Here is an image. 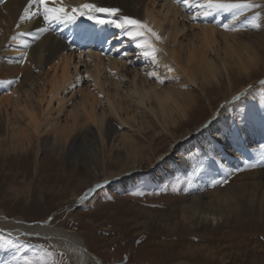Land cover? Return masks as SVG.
Masks as SVG:
<instances>
[{"label": "bare ground", "instance_id": "obj_1", "mask_svg": "<svg viewBox=\"0 0 264 264\" xmlns=\"http://www.w3.org/2000/svg\"><path fill=\"white\" fill-rule=\"evenodd\" d=\"M64 2L68 5H77L84 0H64ZM89 2L103 7L120 8L121 15H131L137 19L146 20L156 28L165 38L157 43V46L162 49V52L158 54L159 66L144 59L135 44L120 29L113 26L109 32H116V41L119 42V46L116 45L114 52L109 55L76 53L74 50H69L65 42L51 32L41 34L39 40L32 36H21L20 39L33 40L30 42V47L23 50L18 42L9 41V37L17 32L34 31L36 27L43 26V21L33 18L20 22L19 16L27 0H6L0 5V56H3L2 52L6 47L4 44L7 42V45H10L8 42H11L14 43L16 50L27 51L28 58L25 65L22 64L20 67L15 65L3 67L2 65L3 68H0V81L9 80L11 76L20 77L17 79L19 82L16 90L24 96L22 100L18 96H13L12 92V96H6L5 92V97L1 96L0 131L3 127L6 129V138L12 139L8 140L13 142L11 147H17L19 144L28 146L32 141L31 131H33L37 137L38 152L41 147L60 151L67 149L71 153L77 151L82 156L81 159L86 161L90 154L96 157L101 156L104 178L98 183L105 180L109 182L107 176L114 178V175L119 176L123 171L133 172L141 164L142 153L130 144V136L115 130L113 119H116L120 125L131 123L136 124L138 129H144L146 124L140 118V112L144 111V114L148 112L154 116L164 117V124L167 125L166 117L172 111L169 106L178 110L182 117L186 118L191 106L197 104V98L195 95L192 97L189 95L190 98L185 100L187 93L181 92L179 89L181 84H170L171 81L182 78L192 86L201 87L199 90L206 99H209V88L206 84L211 80L212 84H219L220 72L226 75L230 89L233 91V81L229 77L231 63L248 75L251 73V66L260 63L261 56L257 53L256 42L258 38L253 37L252 32L242 31L243 17L240 18V23L236 24L238 30L233 32L225 31L218 26L220 20L224 22L231 20L227 14L215 20L213 17L192 19L198 9H185L174 0H89ZM100 15L104 16V14ZM17 23H20L19 28L16 27ZM13 29L15 30L12 31ZM263 41L264 35L260 38V43L262 44ZM74 55L77 60L70 68V60ZM262 58L264 59V56ZM46 64L47 71L42 75L43 82H46L44 84L46 87L42 88L46 89L41 91L40 106L37 109L32 106V100H29L33 96L32 93L29 97L32 86L38 83V77L33 74L32 69L34 67L42 69ZM165 64L174 69L172 73L167 72ZM153 71L164 78V82L168 84L163 86L154 77L147 75L148 72ZM77 76L80 77L79 82L76 81ZM6 85L8 84L0 83V88L8 87ZM122 92H124L123 97ZM101 93H103L102 96ZM131 99L133 108L125 102ZM252 99L262 105L263 109L261 106L259 109L261 114L258 112L262 122L257 121L258 127H253L252 119L255 114L253 113L249 120L251 125H245L238 136L239 139H244V136L245 139H257L264 144V98L262 94H254ZM10 105L13 108L12 113L16 112L15 115L22 113L23 117H26L25 124L22 125L18 118L15 123L9 121L6 107ZM2 113L5 115L3 119ZM176 122L169 125L172 130ZM212 122L213 120L210 123L206 122L209 125L207 128L200 127L193 134L189 133L185 136L182 134L171 142L172 148L181 149L182 146V149L194 147L204 149L207 162L205 165L210 167L200 166L201 162L196 161L193 168H202L199 178L205 179L209 184H212L213 179L229 178L227 172L231 169L245 168L244 161L250 164L259 161L252 157L251 148L247 145L248 141L247 144H242L243 141L240 144L234 140H227L225 146L219 145L218 155L211 153L212 146L207 142L211 138L206 136L207 139H205V135ZM203 140L207 141L203 144ZM213 141L216 142L219 139H213ZM69 145H71L70 148ZM114 145L116 148L122 147L123 151L126 149L124 157L120 156L119 152L115 153L117 166L126 164L128 167L107 173L105 153L106 156H111ZM4 148L8 147L4 146ZM170 148L171 146L164 152L155 153V168L149 172L152 176L161 173L169 162L177 163L172 158L175 152ZM259 148L255 149L254 155L262 154ZM205 153H210L212 160L222 162L223 167H220L219 163L213 164ZM160 157L163 159H159ZM214 187V190L194 197L182 208V217L190 220L194 228L210 230L214 225L220 227L221 224L227 223L230 215L229 204L236 206L242 202L248 205L251 201L253 206L259 207L260 212L264 213V167L261 168L260 164L245 171L227 187L222 184H216ZM164 217V221L169 222L168 217L166 215ZM46 223L42 221L27 223L18 219H9L0 211L1 229L21 235L28 232L39 233L45 236L46 242L59 252L77 246L78 251L68 252L73 264H100L99 259L87 249L81 236L71 230Z\"/></svg>", "mask_w": 264, "mask_h": 264}, {"label": "rangeland", "instance_id": "obj_2", "mask_svg": "<svg viewBox=\"0 0 264 264\" xmlns=\"http://www.w3.org/2000/svg\"><path fill=\"white\" fill-rule=\"evenodd\" d=\"M251 12L252 10H249L240 18L244 19ZM261 20L264 21V15L261 16ZM248 26H244L242 31L252 32L251 35L258 38L257 53L261 56L260 63L251 66L250 75L231 63L229 77L233 81V91L230 89L226 75L220 72L219 84H212L211 79L210 83L206 84L209 88V99L203 96L199 90L201 87L192 86L182 78L171 81L170 84H181L179 89L187 93L185 100L195 95L197 104L191 106L186 118L169 106L172 111L166 117L167 125L164 124V117L154 116L148 112L144 114V111L140 112V118L146 124L144 129H138L136 124L131 123L120 125L116 119H113L115 130L130 136V144L142 153L141 164L133 172L123 171L120 177L107 176V179L114 182L119 178V182L112 184L111 189L106 187L97 189L81 204L75 202L77 198L87 188L104 178L101 156L90 154L86 161L81 159L82 156L77 151L71 153L67 149L60 151L41 147L38 152L37 137L33 131H31L32 141L28 146L19 144L17 147H11L13 142L9 140L12 139L6 138V129L2 126L3 130L0 131L2 214L9 219L14 218L27 223L41 221L46 223L49 216L53 217L52 221L46 224L77 233L101 264H264V213L260 212L259 207L253 206L251 201L248 205L242 202L236 206L229 204V221L221 224L220 227L214 225L210 230L194 228L190 220L182 217V208L190 200L214 190L215 185L199 178L202 168V170L199 168L201 171L198 172L193 168L196 161L203 163L200 166L210 167L205 165L207 162L203 148L183 147L182 149L181 146L179 149L172 148L171 145V142L182 134L184 136L193 134L206 122L210 123L213 120L209 133L207 131L205 135V139L208 136L211 140H203V144L207 141L212 146L213 139H219V143L215 144L219 151V145L225 146L227 140H234L237 143L243 141L242 144L248 141L246 144L251 148L252 157L258 160L261 158V153L254 155L258 147L263 144L260 140L245 139V136L244 139H239L240 131L245 125H251L249 120L253 113L255 114L252 126L258 127L257 121L262 122L261 115H258L262 105L253 100L252 96L262 94L264 98V84L261 83L264 81L262 58L264 41L260 43L264 28L256 29ZM4 45L6 46L7 42ZM9 54L11 53L5 51L6 58L4 55L0 56V68L6 65V67L10 65L20 67L22 64L18 63V60L15 61L17 57L10 60L7 58ZM76 60L77 57L74 55L70 60V68ZM47 68L46 64L42 69L35 67L32 69L33 74L38 77V83L32 86L29 97L32 93L33 96L29 100H32V106L37 109L40 106L41 91L46 89L42 88L46 87L42 75ZM14 79L16 78L11 76L9 80ZM18 82L16 79L12 85L0 88V98L5 97L4 92L6 96L11 95L12 92L13 96H18L22 100L23 94H19L16 90ZM167 84V82L162 83L163 86ZM237 93L244 95L240 100H233L232 97ZM123 96L124 92H122ZM125 102L129 103L127 104L129 107H134L132 99ZM178 103L182 104L180 101ZM6 108L9 121L15 123L19 119L22 125L27 122L22 113L20 115H15L16 112L12 113L11 105ZM241 110L246 111L249 116L243 125L238 123L237 118V113ZM3 118H5L4 113H2ZM174 121H177L173 126L175 131L169 126ZM229 129L238 131V141L231 136L227 140L223 139L222 134ZM170 146L175 152L172 158L177 163L169 162L161 173L152 176L149 172L155 168V153L164 152ZM121 149L122 147L116 148L114 145L111 156H106L105 153L107 173L128 167L126 164L117 166L115 162L116 152L122 157L126 154V149L124 151ZM260 167L263 168L264 165L260 164ZM242 169L244 170L228 176V183L222 185L227 187L245 171L250 170V168ZM174 184L175 188H173ZM164 215L168 217L169 222L164 221ZM44 238L46 237L40 234L38 237L18 238L0 232V264H4L5 261L9 264H16L17 261L23 264L25 256L30 258L38 256L41 247L52 251L54 253L52 259L60 261L61 252L47 243ZM137 240L140 241L139 244L136 243ZM5 241H11V246H5ZM66 264L73 263L68 259Z\"/></svg>", "mask_w": 264, "mask_h": 264}, {"label": "snow or ice", "instance_id": "obj_3", "mask_svg": "<svg viewBox=\"0 0 264 264\" xmlns=\"http://www.w3.org/2000/svg\"><path fill=\"white\" fill-rule=\"evenodd\" d=\"M174 2L181 4L185 9H198L196 14L192 16V19L197 17H213L215 20L218 17H221L224 14H227L231 17L229 22H224L220 20L219 27L225 31H237L236 24L240 23V17L252 10L251 14L244 18L242 23L243 26L250 25L252 28L261 29L264 28V21L261 20V16L264 15V0H174ZM121 9L117 7H103L98 6L97 3L89 2V0H84V2L77 5H68L65 4L64 0H27L26 5L23 7V10L19 16L20 22H26L32 20L33 18L42 19L43 26L36 27L34 31L29 30L26 32H17L9 37V41H16L24 49L30 47V41L20 39L21 36H32L34 39L39 40L41 34L46 33L50 30H55L53 26L59 25H69L75 23L80 17H86L90 21H95L99 25H112L116 29H120L125 36L128 37L130 41L135 44V47L140 50V54L144 59L149 60L153 65L159 66L160 60L158 54L162 52L157 46L158 42L163 41L165 38L159 33V31L154 28L148 21L137 19L131 15H121ZM100 14H104L101 16ZM17 28L20 27V23H17ZM10 46V45H6ZM126 55V53H125ZM21 58L17 61L20 64H23L28 58V52L23 51L20 53ZM168 73L173 72V68L169 65H164ZM111 71V69H109ZM149 77H154L159 83L164 82V78L159 76L155 71L148 72ZM16 79H20L17 77ZM80 77H76V81L79 82ZM14 80L0 81V83H6L12 85ZM264 84V81H261ZM75 87V85H72ZM103 93H101V96ZM244 93H237L232 97L233 100H240ZM238 123L243 125L247 122L249 116L248 113L244 110H241L237 113ZM209 125L205 123L202 125V128H207ZM219 134V133H218ZM233 137L238 141V131L229 129L222 134L224 140H227L229 137ZM216 141L213 143L210 152L217 153L215 147ZM261 149H264V144L260 145ZM208 159L213 163H219L220 167H223L222 162H217L212 160L210 153H205ZM159 159H163L160 157ZM257 164H264V153L261 154V158L257 163H248L244 161L245 168H254ZM244 169L235 168L227 172V175L230 176L236 172H240ZM195 171H200L196 169ZM103 183H108L105 180ZM228 179L226 177H221L220 179H213L212 184H226ZM101 187L100 183L93 185L92 187L87 188L82 195H80L76 203H80L88 198L90 193L96 192L97 189ZM175 184L173 188H175ZM111 199V197H108ZM53 217L49 216L48 221H52ZM22 235H39V233H23ZM5 246H11V241H5ZM137 244L140 243L139 240L136 241ZM78 251L77 246L68 248L65 251L61 252V260L56 261L52 259L54 253L49 251L47 248L41 247L40 254L35 258H30L25 256L23 258V264H66L68 259L71 257L68 256V252ZM4 264H9L8 261H5ZM16 264H20L19 261Z\"/></svg>", "mask_w": 264, "mask_h": 264}, {"label": "water", "instance_id": "obj_4", "mask_svg": "<svg viewBox=\"0 0 264 264\" xmlns=\"http://www.w3.org/2000/svg\"><path fill=\"white\" fill-rule=\"evenodd\" d=\"M101 184V186H109L110 184H111V182H108V183H100ZM89 195H91V193L89 194ZM33 236H35V235H33Z\"/></svg>", "mask_w": 264, "mask_h": 264}]
</instances>
